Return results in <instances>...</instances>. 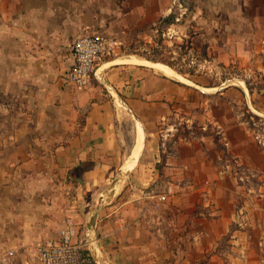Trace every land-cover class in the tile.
I'll return each mask as SVG.
<instances>
[{"label": "crops", "instance_id": "crops-1", "mask_svg": "<svg viewBox=\"0 0 264 264\" xmlns=\"http://www.w3.org/2000/svg\"><path fill=\"white\" fill-rule=\"evenodd\" d=\"M176 1L0 0V254L17 249L7 264H29L20 248L56 237L67 217L100 264H264V147L245 88L110 55L86 89L68 78L76 38L116 39ZM180 1L197 11L206 61L254 48L218 24L243 1Z\"/></svg>", "mask_w": 264, "mask_h": 264}, {"label": "rangeland", "instance_id": "rangeland-1", "mask_svg": "<svg viewBox=\"0 0 264 264\" xmlns=\"http://www.w3.org/2000/svg\"><path fill=\"white\" fill-rule=\"evenodd\" d=\"M240 1H243V4L231 2L225 5L226 14L220 15L218 24L222 32L240 29L253 40L254 48L248 52L247 49L240 50L229 62L206 61L211 54L207 43L194 38L199 29L197 25H200L197 23V11L190 3L180 0L175 2L173 8L174 22L164 24L162 20L117 36L118 46L110 56H127L126 58L145 62L155 70L164 72L156 66L161 65L171 69L174 75L194 77L198 79V84L204 86L214 84L218 88L228 85L245 88L251 94L249 103L253 107V110L245 115L248 120L247 127L257 146L263 148L264 144L258 141L256 135L264 136V0ZM179 4H182L181 7ZM200 21H203V18ZM170 27L171 30L168 29ZM220 102L224 104L226 99L221 97ZM237 106L243 107L244 104ZM246 202L253 200L249 197ZM239 209H242L241 217L245 224L246 210L243 206L237 211Z\"/></svg>", "mask_w": 264, "mask_h": 264}, {"label": "built area", "instance_id": "built-area-1", "mask_svg": "<svg viewBox=\"0 0 264 264\" xmlns=\"http://www.w3.org/2000/svg\"><path fill=\"white\" fill-rule=\"evenodd\" d=\"M180 7L182 4H179ZM171 30V27L168 28ZM118 41L106 34L82 35L72 44L74 64L68 72V78L75 88L82 90L91 85L98 65L107 56L115 52ZM256 138L264 144V136L257 134ZM169 194L166 192L153 194L156 204L165 202ZM242 209L237 211L235 219L238 225H244L241 215ZM120 219H123L120 217ZM29 253V264H100L88 243L79 236V224L73 217H67L59 234L47 241L25 245ZM17 249H9L0 254V264H7Z\"/></svg>", "mask_w": 264, "mask_h": 264}, {"label": "bare ground", "instance_id": "bare-ground-1", "mask_svg": "<svg viewBox=\"0 0 264 264\" xmlns=\"http://www.w3.org/2000/svg\"><path fill=\"white\" fill-rule=\"evenodd\" d=\"M159 69H161L160 71H164L165 73H167V74H170V75H173V71L171 70V69H169V68H167V67H163V66H161V65H156ZM177 75V74H176ZM138 136V135H137ZM140 136V135H139ZM138 138V137H137ZM138 140V139H137ZM141 140V139H140ZM137 142H139V140L137 141ZM141 143V142H140ZM137 145H139V144H137ZM139 147V146H138ZM138 147H136V148H138ZM136 148H134V150L136 149ZM135 152V151H134ZM138 153V152H137ZM133 156V155H132ZM131 164V163H130ZM126 167V166H125ZM127 167H128V165H127ZM122 185V184H121ZM120 188H118V190H119ZM116 190V189H115ZM113 193V192H112ZM109 197H110V194H109ZM111 199V198H110ZM98 200V199H97ZM111 201V200H110Z\"/></svg>", "mask_w": 264, "mask_h": 264}, {"label": "trees", "instance_id": "trees-1", "mask_svg": "<svg viewBox=\"0 0 264 264\" xmlns=\"http://www.w3.org/2000/svg\"><path fill=\"white\" fill-rule=\"evenodd\" d=\"M174 19H175V14H171L168 17L163 19V23L164 24H170V23L174 22Z\"/></svg>", "mask_w": 264, "mask_h": 264}, {"label": "water", "instance_id": "water-1", "mask_svg": "<svg viewBox=\"0 0 264 264\" xmlns=\"http://www.w3.org/2000/svg\"><path fill=\"white\" fill-rule=\"evenodd\" d=\"M122 176H123V175L121 174L120 177H118V179H121ZM118 179H117V180H118Z\"/></svg>", "mask_w": 264, "mask_h": 264}]
</instances>
